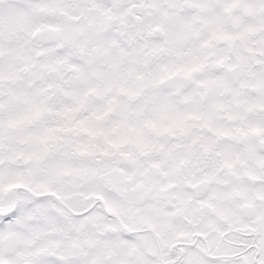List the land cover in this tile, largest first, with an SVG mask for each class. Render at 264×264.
<instances>
[{
    "label": "snow or ice",
    "instance_id": "snow-or-ice-1",
    "mask_svg": "<svg viewBox=\"0 0 264 264\" xmlns=\"http://www.w3.org/2000/svg\"><path fill=\"white\" fill-rule=\"evenodd\" d=\"M0 264H264V0H0Z\"/></svg>",
    "mask_w": 264,
    "mask_h": 264
}]
</instances>
